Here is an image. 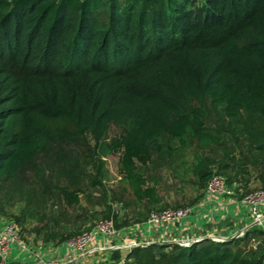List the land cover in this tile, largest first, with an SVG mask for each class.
Here are the masks:
<instances>
[{"label":"trees","instance_id":"obj_1","mask_svg":"<svg viewBox=\"0 0 264 264\" xmlns=\"http://www.w3.org/2000/svg\"><path fill=\"white\" fill-rule=\"evenodd\" d=\"M110 155L156 207L157 188H142L151 168L194 177L187 207L213 175L239 197L264 190V0H0V216L25 240L49 223L46 241L80 235L65 212L91 200ZM150 210L101 216L121 229ZM119 256L111 262L264 264V230Z\"/></svg>","mask_w":264,"mask_h":264},{"label":"rangeland","instance_id":"obj_2","mask_svg":"<svg viewBox=\"0 0 264 264\" xmlns=\"http://www.w3.org/2000/svg\"><path fill=\"white\" fill-rule=\"evenodd\" d=\"M106 160V172L105 175L102 177V184L98 189L92 190L90 192L91 200L83 196L81 207H78L74 210H66L65 216L71 221V223L68 224L70 228L76 229L77 226L82 224L80 231L93 229L105 219L101 216L103 211L104 215H109L113 219H121L127 214H129L128 216H132L134 212H144L147 207H150L151 210L147 213L149 217L151 212L157 211L158 209L163 207H187V204L193 202L198 195L194 177L192 175H188V173L185 172L183 168H181L179 172L180 175L178 176L175 175V172H173L168 167H163L157 170L151 168L150 170H147L145 174L146 179L145 183H143L142 185V188L146 189L147 187L153 186L157 188L159 203L156 207V204L148 201L147 199L141 200L136 197L132 184L130 182L125 181V178L121 173L118 156L110 155L107 157ZM187 161L190 162V157H188ZM239 191L242 192L241 190ZM98 198H101L103 200V206H100L98 204ZM178 205L185 206L180 207ZM79 215L83 216L80 218ZM7 219L9 218H4L0 216V230L7 222ZM39 220V217L34 218L32 223L37 224L39 226H43L47 222L46 218H43L42 221ZM134 224L135 223L131 224L130 226H133ZM52 229H54L53 225L52 223H49V227H46L40 238L43 239L47 231ZM109 239L110 240L106 242V245L102 246L111 247L118 244L117 242L113 241V238ZM137 244L145 245L141 244V242H138ZM185 244H187V241L182 245ZM37 245H39L36 247L37 249L38 247H42V244ZM64 250L66 251L65 244H63V251ZM121 250L119 257L123 256V258H125L129 250L127 248H122ZM116 251L117 249H107L98 251V253L110 252L111 258L109 260L115 261ZM12 252V258L18 255L19 253V250L15 247V245L12 246ZM22 256L26 257L27 255ZM120 263L122 264V261Z\"/></svg>","mask_w":264,"mask_h":264},{"label":"crops","instance_id":"obj_3","mask_svg":"<svg viewBox=\"0 0 264 264\" xmlns=\"http://www.w3.org/2000/svg\"><path fill=\"white\" fill-rule=\"evenodd\" d=\"M205 197V195H204ZM204 197L197 202L193 213L182 221L161 225H148L146 222L135 223L133 226L123 227L116 237H112L117 245L141 242L151 243H178L183 244L188 240L211 238L216 241H225L234 237H240L251 224V216L248 207L236 198H220L216 202H203ZM264 230V228H263ZM27 242L42 254L58 258L64 254L63 244L58 241H46L41 235H29L26 233ZM110 239L97 235L94 246L106 245ZM37 244L42 247L36 248ZM122 252V251H121ZM123 257V256H122ZM22 259L27 264H35L30 256L16 255L12 259ZM110 252H95L82 264H113L109 259ZM117 264H121L120 262Z\"/></svg>","mask_w":264,"mask_h":264},{"label":"built area","instance_id":"obj_4","mask_svg":"<svg viewBox=\"0 0 264 264\" xmlns=\"http://www.w3.org/2000/svg\"><path fill=\"white\" fill-rule=\"evenodd\" d=\"M239 188L237 185H229L226 179L221 175H213L209 180L203 202H216L220 198H236L245 204L252 218L251 224L245 232L253 227L264 228V190L250 191L241 194L239 197ZM194 211L193 206L182 208H165L151 212L146 223L148 225H161L165 223H175L188 218ZM21 228L14 221H7L0 230V264H27L22 259H12V246L19 250L18 255H27L35 260V264H82L89 255L107 249L127 248L132 249L138 246L137 243L128 245L94 246L97 235L105 238L116 237L120 233L113 219H106L100 222L91 230L82 232L80 235L66 241L65 253L58 258L48 257L37 251L35 247L27 242L21 235ZM245 232L241 234L244 235ZM122 251V250H121Z\"/></svg>","mask_w":264,"mask_h":264},{"label":"water","instance_id":"obj_5","mask_svg":"<svg viewBox=\"0 0 264 264\" xmlns=\"http://www.w3.org/2000/svg\"><path fill=\"white\" fill-rule=\"evenodd\" d=\"M197 240H200V239H192V240H189V241H187V244L190 243V242L197 241Z\"/></svg>","mask_w":264,"mask_h":264}]
</instances>
